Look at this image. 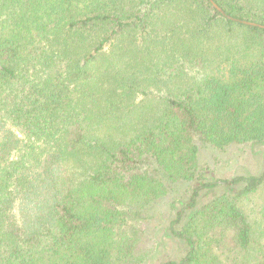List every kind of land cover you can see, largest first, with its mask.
I'll return each mask as SVG.
<instances>
[{"label":"trees","instance_id":"16d2710c","mask_svg":"<svg viewBox=\"0 0 264 264\" xmlns=\"http://www.w3.org/2000/svg\"><path fill=\"white\" fill-rule=\"evenodd\" d=\"M261 146L264 29L210 0H0V264H264V171L200 161Z\"/></svg>","mask_w":264,"mask_h":264},{"label":"rangeland","instance_id":"374dc122","mask_svg":"<svg viewBox=\"0 0 264 264\" xmlns=\"http://www.w3.org/2000/svg\"><path fill=\"white\" fill-rule=\"evenodd\" d=\"M200 161L210 165L212 168V170L208 171L207 176L211 179L217 180L235 176H257L264 171V147H235L227 153H215L203 150L200 155ZM167 208V204L163 203L158 209L166 212L168 211ZM141 225L138 224L135 228L141 231L140 237L143 238L145 246L154 248V242L156 241L158 245L157 254L160 251L168 252L170 256L174 254L176 245L165 237V227L162 221L153 219L151 223L145 226ZM154 257L152 255L148 259L147 264H154L157 259Z\"/></svg>","mask_w":264,"mask_h":264},{"label":"water","instance_id":"95a60500","mask_svg":"<svg viewBox=\"0 0 264 264\" xmlns=\"http://www.w3.org/2000/svg\"><path fill=\"white\" fill-rule=\"evenodd\" d=\"M210 1L213 4V6L217 9V11L220 12L224 17H227L228 19H231L233 21L242 23V24L247 25V26L258 27V28L264 29V25H261V24L255 23V22H250V21H245V20H239V19H235V18H233L231 16H228L226 14V12L220 6H218L217 3H215L213 0H210Z\"/></svg>","mask_w":264,"mask_h":264}]
</instances>
